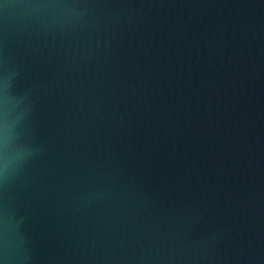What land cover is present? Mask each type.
Returning <instances> with one entry per match:
<instances>
[{
	"label": "water",
	"instance_id": "95a60500",
	"mask_svg": "<svg viewBox=\"0 0 264 264\" xmlns=\"http://www.w3.org/2000/svg\"><path fill=\"white\" fill-rule=\"evenodd\" d=\"M0 264H264V0H0Z\"/></svg>",
	"mask_w": 264,
	"mask_h": 264
}]
</instances>
